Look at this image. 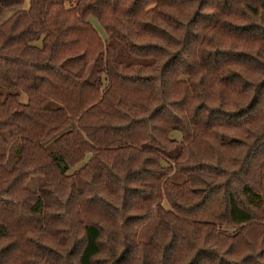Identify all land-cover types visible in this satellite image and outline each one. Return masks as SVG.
<instances>
[{"label":"trees","instance_id":"trees-1","mask_svg":"<svg viewBox=\"0 0 264 264\" xmlns=\"http://www.w3.org/2000/svg\"><path fill=\"white\" fill-rule=\"evenodd\" d=\"M9 10L0 264H264V0ZM76 56L101 57L94 80L62 65ZM198 173L214 179L174 181Z\"/></svg>","mask_w":264,"mask_h":264},{"label":"rangeland","instance_id":"rangeland-1","mask_svg":"<svg viewBox=\"0 0 264 264\" xmlns=\"http://www.w3.org/2000/svg\"><path fill=\"white\" fill-rule=\"evenodd\" d=\"M9 13L11 14L12 11L11 10L7 11L5 13V15L0 19V22L3 19H5L7 14H9ZM120 53H121V51H120ZM121 56L123 58L127 57L124 51H122ZM100 58L101 57L98 56L92 63L85 66L84 61L80 56L70 57V58H67L65 61H63L62 65L65 68L74 72L75 74L83 77L84 79L92 81L97 76V71L100 67V60H101ZM0 148L7 153V157L9 155L8 163L11 162L10 148L5 146L4 144H1ZM80 165L81 164H78L77 167H79ZM213 179H214V177L212 175L205 174V173H198V174L191 175V176L190 175H183V174H178V175L174 176V181L177 183H181L185 180H190L192 188H194L196 190L203 189ZM156 223H157V218L153 217L149 223L141 226L138 229L139 237L142 240H146L149 237V235L151 234V232L153 231Z\"/></svg>","mask_w":264,"mask_h":264}]
</instances>
